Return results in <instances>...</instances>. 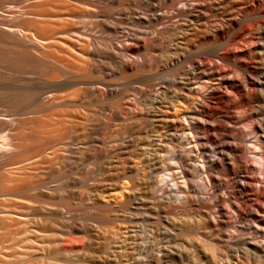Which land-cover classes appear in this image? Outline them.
Listing matches in <instances>:
<instances>
[{
  "label": "rangeland",
  "instance_id": "obj_1",
  "mask_svg": "<svg viewBox=\"0 0 264 264\" xmlns=\"http://www.w3.org/2000/svg\"><path fill=\"white\" fill-rule=\"evenodd\" d=\"M261 1L264 4V0L253 2V6L246 9L247 13L244 8L236 9L237 12L235 10L232 12L230 7L223 10L225 5H221L223 8L219 6L218 11L222 10L221 14L216 11L210 12L211 21L208 24L211 30L210 40L212 39L211 42L209 40L210 45H217L227 38L230 29L224 27L216 33L212 30L214 26L222 23L230 12L235 21L237 20L236 23L243 25L240 26L239 32L250 23L252 28L254 27L251 32V26L244 29H248L245 31L247 35L244 34V30L243 34L237 32L239 35L235 32L236 43L234 42V45L232 43L231 46L235 47L241 41L245 43L244 41L257 40L259 36L261 39H258L257 43H262L259 46L264 49V42H261L264 41V18L261 20L257 16L262 13L260 17H264ZM140 2L141 0L135 2L93 0L91 3H75L70 0H0V264H66L49 259L63 258L58 253L57 243L72 249L75 244L82 241L83 250H73L65 258L73 262L70 264H82L88 257L99 258L102 261L109 258L106 264H228V261L248 264L241 256L235 257L225 244V237L222 238L224 230L210 219L214 209L210 211V204L204 201L210 192L208 198L211 200L213 194L210 187L214 184L209 176L210 172L213 173L215 169L218 171L221 166H210L205 158L201 156L198 158L195 153L187 152V144L183 145L184 141L183 144H176V141L169 139V143L170 141L174 143L172 145L167 141L165 147L152 146L149 142L151 133L161 138L162 129L159 123L151 122L149 117L142 114L143 108L147 110L155 106L154 102L159 95L158 91L147 93L146 88L152 78H155L152 73L158 75L154 82L159 80L158 77L162 78L163 72L156 66L170 56L168 53L174 51L172 49L174 36H168L171 40H168L166 45L158 46L157 51H149L147 47L149 39L140 40L138 44L127 41L128 45L135 46L131 56L142 58L143 54L147 55L154 65L150 71L147 69L121 73L122 71L117 69L120 56L109 46L120 40L124 32H133L135 26L141 28L144 26L145 29L150 22L147 20L141 25L136 23L132 25L134 23L132 22L128 25L123 20L120 22L124 25L119 23L121 31L115 32L112 29V22L115 21L107 20V15L115 11L120 12L128 4V7L140 10L143 6ZM256 2L258 4H255ZM246 16L254 17L252 19ZM254 18L260 23L258 21L255 23ZM244 19L247 22H244ZM5 26L11 30H7ZM248 33H252L250 38L246 37ZM77 34L81 36L77 38ZM240 35L245 36L244 41ZM190 38L191 40L184 37L182 44L178 43L181 48L184 46L183 48L190 49L189 52H194L211 47L207 43L197 45L192 41V37ZM183 40H189L191 48L188 49V42L184 43ZM33 44L39 45L44 55L36 54L37 50L32 47ZM168 44H171L172 48ZM162 53L165 54L164 57ZM261 62L264 64V57ZM261 62L259 61L258 65L256 63L252 65L251 62L247 64L255 66V70L260 72ZM90 69L93 70L92 74ZM257 72L252 76L261 78L262 72L260 74ZM145 75H151V78ZM141 78L147 80L143 81ZM98 79L101 80V84ZM142 83H146V86ZM44 89H53L52 91L61 97L64 106L58 105L44 112H38L33 108L32 94ZM98 89L102 90L101 93ZM225 89L222 91V100L214 101L212 107H209L212 115L208 117V124L211 128L206 124L205 128L208 127L209 131L208 128L205 131L208 133L214 131L215 134L218 133L216 135H220L222 131L228 129L236 131L237 134L242 130L239 135H243L241 136L243 140H248L249 146L259 150L258 144L252 141L264 138V90L249 89L252 93L246 91L244 95L235 89L228 91ZM249 95L254 96L250 98ZM250 105L254 112L250 111ZM114 106H121L123 113L115 114L117 109ZM37 115L40 118H37ZM238 120L239 122H236ZM183 122L187 125L184 133L188 135L189 132L188 138L191 140L193 137L190 135L195 134V123L188 119H184ZM251 137L252 140H249ZM247 142L240 145L248 144ZM144 145L149 149L147 147L143 149ZM175 145H179L178 147L187 153L184 154L182 150L181 154V150ZM239 146L238 149L241 147ZM242 148L244 149V146L241 150ZM207 149L210 150L208 154L214 150L212 146H207ZM252 149L247 150H250L249 158L252 165L250 172H253L249 182L257 188L256 183L252 181H264L258 173L262 169V160L258 158V151ZM174 153L176 155H173ZM142 154L147 155V159H140L145 158ZM182 155H185V159H182L184 158ZM186 155L193 157L188 158ZM133 159L137 164L142 162L138 166H145L143 167L145 169L150 167L148 178H151L145 179L146 183L143 181V185L130 184L128 179H125L122 190L127 192L128 187H131V191L141 193L143 203L136 204L128 191L121 207L110 205L107 210L100 211V204L108 203L101 197L102 190L107 192L103 189L106 183L102 181L109 182L112 177L106 176H110L108 175L110 172L129 163L134 164L131 161ZM196 159L199 161L201 159L202 162L199 163H204L201 171L195 168L198 162ZM143 162L144 164L147 162V165H143ZM149 162L152 166L148 165ZM216 170L215 176L218 173L220 176L224 175L223 169L219 172ZM149 171H153V175ZM220 176H216L219 181L224 178ZM205 177L207 179L210 177L208 182ZM63 203L68 204L66 210L58 207ZM203 207L209 211L203 212ZM59 211H62L66 218L60 219L57 216ZM68 220L72 227L68 226ZM215 225H218L219 230L215 229L218 228ZM232 225L228 228V233L231 241L236 243L235 239L241 237L242 232ZM259 255L255 263L264 264V255Z\"/></svg>",
  "mask_w": 264,
  "mask_h": 264
},
{
  "label": "bare ground",
  "instance_id": "obj_2",
  "mask_svg": "<svg viewBox=\"0 0 264 264\" xmlns=\"http://www.w3.org/2000/svg\"><path fill=\"white\" fill-rule=\"evenodd\" d=\"M70 1H72V2L74 1L75 3H77V2L91 3L93 0H70ZM133 1L135 2V0H133ZM255 1H260V0H146V1L141 0L143 6L140 10L128 7L129 6V4H128V6L126 5L127 7H124V9H122L120 12L117 13L115 11V12L108 13V15H107V20L109 19L111 21H113V20L115 21V22H112V24H113L112 29L115 32L120 30L121 24L119 25V23H122L123 20H125L126 24L128 23V25H129V23H132V22H134L132 25H135V23L141 25L142 22L144 23V21H147V20H148L147 21L148 23L150 22V24H148V26L145 23V25H146L145 29L143 28L144 26L142 27L143 29L140 26L139 27L135 26L134 31L131 30L133 32H130V33L128 31H127L128 33L124 32L123 37L121 39L119 38L121 35L118 36V38L120 40H116V42H114V44L112 42L113 45L109 46L110 49H112V51L116 55L120 56L119 68L117 67V69L118 70L120 69L122 72L121 71H119V72H121V73H123L125 71L140 72V71H144L147 69H148L147 71H150V68L152 67V65H154V64H152V62H150L149 58H147V55L143 54L142 58L131 56L130 54H131L132 50L134 49L133 47H135V46L128 45L129 43L127 44V41H130V42L132 41L131 43L138 44L140 40L147 41L149 39V41H147V42H149V44L147 43L149 45V46H147V47H149V51H157L156 49L158 46L166 45L165 43H168V40H171L168 38V36H170V35L174 36V38L172 37V39H174V41H175V42H172L173 48L171 47V44H168V45H170L169 47L174 50V51H172L174 53L171 52L172 55H171V53H168V54H170V56H167L166 58H164V60L161 61V63H159V65L157 64V66H156L157 68H159L163 72L162 78L158 77L159 80L157 79L158 81L154 82L156 80L155 79L156 76H158V75L155 76L152 72H150V73H152V75L155 78H152L151 83L149 82L150 84L147 85L148 88H146L147 93H150L152 91H155L157 93V91H158L159 95H158V98H156V100L154 102L155 106H153V107L150 106L151 108L147 109V110L145 108H143L142 114H145L147 117H149L151 122L153 121L155 123H159L161 126V129H162V131H161L162 134L160 135L161 138H158L159 137L158 135L151 133L150 138H149V140H150L149 142H151L152 146L153 145H157V146L159 145L161 147H165L167 144L166 142L168 141V143H169V139L176 141L175 142L176 144H183L182 141H184L183 145L187 144V148H186L187 152L195 153V156H198V158H200L199 156L205 158L204 160H206L210 166L211 165L212 166L220 165L222 167V168L220 167L218 171L215 169L217 172H219L223 169L222 172H224V175L220 176L221 174L218 173V175L220 177H224L222 179H220V177H219L220 181L217 180L216 176H218V175L215 176L216 172H214L215 171L214 169H213L214 170L213 173L210 172L211 174L209 175L211 177V180H213L212 182L214 184L212 187H210V189L212 188L211 190H212L213 194H212V197L210 200L209 196H210L211 192L209 193V191H208L209 189H208L206 192L209 193V196H208L209 198L207 197V200H204V201H206V202L207 201L209 202V200L212 201L211 203L212 204L214 203L213 206L210 202L209 203L207 202V204H210V206H211L210 211L212 208L214 209V211H212V213L210 212L211 216L208 213H207V215H209L211 217L210 218L208 216L211 219V221L214 222V224H218L224 230L223 231L224 236L222 238L224 239V237H225L224 242H226L225 244H227L228 247L231 249L233 255L235 257L241 256L242 258L245 259V262H247L248 264H256L255 262L258 261V255L259 254L264 255V184H263L264 181L261 182L262 180L259 179L261 181H257L258 185H257V182H254L255 180L252 181L253 183H256L255 186H257V188L254 187V185L250 184V182H249V180L252 177L251 173L253 174V172H250L251 167H252V165L250 164L251 161L249 158L250 157V154H249L250 150L249 151H247V150L252 149L253 146L252 147L249 146V143L247 142L248 140L247 141L243 140V138H242L243 135H241L242 137L239 135V133L242 132V130H240L237 134V133H235L236 132L235 130H234L235 132H233V130L230 131L231 129L230 130L228 129L226 131H222L220 133V135H216L218 133L215 134L214 131L208 133L205 131V129L210 127L208 124V117L210 118L209 115H212V113L210 114L209 107L210 106L212 107V104L214 101L216 102L217 100L221 99L222 91L224 92L223 88H226L227 91L235 89V90H238V92H240L242 94L246 93V91H249V89H254V91H255V89L261 88V90L262 89L264 90V67H263L264 64H262L263 62H261L263 57H264L263 56L264 55V49L261 46H259L260 43L259 44L257 43L259 36H257L258 37L257 40H253L251 42L249 40V42L248 41L246 42L243 40V37H245V36L240 35L241 39L245 43H243L242 41L241 42L238 41L239 43H237L235 45V47L231 46L232 43H233L232 45H234L236 43V37L235 36L237 34L239 35V33L243 34L242 31L244 29L250 27L252 25L251 23H250L251 25L249 24L248 27L246 26L248 24L247 23L245 25L246 28H244V29L242 28L243 30H241V32H239L241 27H243V25L242 26L240 24L238 25L236 23L237 20L235 21V17L231 16V14H229L230 13L229 12L228 15H226V19H223L222 23H220L219 25L214 26L213 30H212V32L216 33L219 30L221 31L224 27H226V29H228V30L230 29L229 33H227V38L224 40L222 39L223 40L222 42H220L214 46H211L209 43V40L211 37V30L209 29V25H208L209 22L211 21V19H210L211 15L209 14L210 12L216 11V13L221 14L222 10L218 11L219 6L225 5L224 8H223V6H221L223 8V10H225L226 7H230L231 11L235 12L236 9L239 10V9L244 8V11H246V13H247L248 10H246V9H250L251 6H253L252 3ZM255 4H258V3L256 2ZM261 4L264 8V4L262 3V1H261ZM260 8H261V6H260ZM229 9H227V10H229ZM254 10H256V9H254ZM254 10H251V11L253 12ZM261 10H262V8H261ZM256 12H258V11H256ZM259 12H261V11H259ZM260 15H262V13L258 14L257 16H258V18H261V20H262L264 17L263 16L260 17ZM248 16H250L249 13H248ZM248 16H246V17H248ZM257 16L255 18H257ZM239 17H240V15H239ZM239 17H238V20H239ZM252 17H254V16H252ZM252 17H248V18H252ZM240 18H242V17H240ZM255 18H254V21H255ZM245 20L246 19H244V22H247ZM120 21H122V22H120ZM242 21L243 20H241V23H242ZM256 21L259 22V20H257V19H256ZM256 21H255V23H256ZM249 22H251V21H249ZM263 22H264V19H263ZM263 22H262V24H263ZM212 23L213 22H211V24ZM252 23H253V21H252ZM236 24L238 26H236ZM122 25H124V24L122 23ZM253 26H255V25H253ZM5 28H7V27L5 26ZM253 28L251 26L250 32ZM132 29H133V27H132ZM7 30H11V28H7ZM236 30H238V31H236ZM247 30L243 31L244 34H246L245 31H247ZM171 31H173V32H171ZM235 32L236 33L239 32V33L234 35ZM215 33H213V34H215ZM222 34H221V36H223ZM251 34H249L246 37L250 38ZM79 36H81V34H77V38H79ZM184 37H187V38L189 37L190 40H191L190 37H192V41L194 43H196L197 45L207 43L211 47L208 49H203V50H198V51L196 50L194 52H189V50H190L189 48H191V46H189V44H190L189 40H188L189 42L187 40L186 41L183 40L184 43L188 42L189 47L187 46V44H184V45H186V47H188L189 50H187L186 48H183L184 47L183 45H182L183 46L182 48L179 45V44H182V39ZM252 37L254 38L256 36H252ZM118 38L116 37V39H118ZM247 38H244V39H247ZM239 39H237V40H239ZM211 41H212V39L210 40V42ZM261 42H264V41H261ZM142 45H143V43H142ZM32 47L35 50H37L36 54L39 53L40 55H44L43 52L40 50L39 45L36 46L33 44ZM169 50H167V52L171 51V50L170 51ZM135 51H137V50H135ZM160 51L161 50H159V52ZM148 53H150V52H148ZM164 55L165 54H163V57H164ZM151 60H152V57H151ZM155 60H158V59H155ZM155 60H153V61H155ZM257 61L258 62L260 61L261 63H259V64H262V66L259 68L261 70L260 72H257L255 70V66H252L253 64L255 65V63L257 64L258 63ZM159 62H160V60H159ZM247 62L248 63L251 62V64L252 63L253 64L248 65ZM64 66H66V65H64ZM63 67H61V68H63ZM68 67H69V65H68ZM68 67H66L67 70H68ZM156 67H155V69H156ZM100 69H101V67H100ZM100 69H99V71L102 70V69L101 70ZM117 69H116V71H117ZM152 69H151V71L155 70V69L154 70H152ZM78 70H79V68H78ZM81 71L83 72V70H81ZM89 71L92 74L93 70L91 71V69H90ZM155 71H157V70H155ZM255 72H257L259 74L262 72L261 73L262 77L260 78L259 76L256 75L257 77L254 78L255 75L252 76V74H256ZM126 73H128V72H126ZM158 73H160V72H158ZM94 74H96V73H94ZM141 74H142V72H141ZM131 75H130V77H131ZM159 75L161 76V74H159ZM96 76H97V74H96ZM127 76H128V74H127ZM150 76L147 75L146 77L151 78ZM145 78H143V79L141 78V79L143 81H145V80H147ZM69 79H71V78H69ZM98 81H99V79H98ZM69 82H70V80H69ZM138 82H140V81H138ZM75 83L77 84L78 82H75ZM100 84H101V82H100ZM102 84H103V82H102ZM142 84H145V86H146V83H142ZM105 86L106 85H104V87ZM140 87L141 86H139V90H140ZM143 87H144V85H143ZM52 90L53 89H51V90L50 89H47V90L44 89L42 91H39V92L36 91L35 93H33L31 96V101L33 102V108H35L38 112H44L48 108L52 109L53 107L58 106V105L64 106V104H62L61 97L56 95V93H54ZM98 90L101 93L102 90H100V89H98ZM141 90H142V88H141ZM107 91H108V89H107ZM94 93H95V91H94ZM147 93H145V94H147ZM251 93L249 91V94H251ZM252 96H254V95H251V97L249 95L250 98H252ZM149 100H151V99H149ZM248 103L249 102H247V106H248ZM239 104H240V102H239ZM243 104H244V102H243ZM181 105H184V106L181 107ZM145 106L146 105H144V107ZM247 106H246V108H247ZM115 108L117 109L116 111L113 110V111H115V114L118 115L122 112L121 106H117ZM250 109H251V105H250ZM250 111L254 112V110H252V109ZM115 114H113V116ZM48 116L50 117V113L48 114ZM240 117L242 118L243 116H240ZM245 117H247V116H245ZM37 118H40L39 115H37ZM184 119H188L189 121L195 123V130H194L195 134H194V136L190 135L191 138L193 137L192 138L193 140L192 139L190 140L188 138V136L190 134L189 132H188V135L184 133V131L187 129V125L183 122ZM230 122L228 123V125L230 124ZM236 122H239V120ZM209 123H210V120H209ZM206 124H208L207 128H205ZM231 124H232V122H231ZM232 125H234V124H232ZM235 129L237 130V128H235ZM256 129H257V127H256ZM212 130H213V128H212ZM208 131H209V128H208ZM190 132H191V130H190ZM146 135H148V134H146ZM259 135H261V134H259ZM254 137H256V136H254ZM257 137H258V135H257ZM249 140H252V137ZM244 142L245 143L247 142L248 144H243L244 149L242 148L243 150H241V147H243V146H241L240 144H242ZM252 142L253 143L256 142L258 144V145L257 144L256 145L260 147L259 150H257L258 148L257 149L253 148L252 150L255 149L256 151H258V153H257V155L259 156L258 158H260V160H262V162H261V164H262L261 168L262 169H261V172L259 171L258 173H259V175H261L260 177H262L264 180V164H263L264 163V138H262V140H258V138H257L256 140H253ZM170 143L173 145L174 142L172 143L170 141ZM178 146L175 145V147H178ZM207 146L213 147L214 150L213 151L211 150L212 153L208 154V152L210 150L207 149ZM238 146L240 147L239 149H238ZM145 147H147V146L144 145L143 149ZM254 147H256V146H254ZM178 148H179V150H181L180 153L183 154L182 153L183 149H181L180 147H178ZM147 149H149V147H147ZM173 149H174V147H173ZM176 150H178V149H176ZM187 152L184 151V154ZM251 152H253V151H251ZM148 153H149V151H148ZM150 153L154 154L153 152H150ZM142 155H141V157H143L145 155V153L143 156ZM173 155H176V154L174 153ZM191 155H193V154H191ZM191 155H188V156H190V157L194 156V155L193 156H191ZM146 156H144L145 158H140V159H147ZM188 156L186 155V157H188ZM183 157L184 158H182V159H185V155ZM137 158H139V157H137ZM153 158H152V160H153ZM179 158H180V156H179ZM182 159H181V161H182ZM173 160H175V158ZM179 160H177V162H176L177 164L179 163L178 162ZM193 160L195 161V158H193ZM196 160L198 162H197V164H195L196 165L195 168L197 169V171H201L203 168L202 164H204V163H202V164L199 163L201 161V159H200V161H199V159H196ZM131 161H133L134 164L136 163V165L129 163L128 165L122 166L120 169H114L113 172H110L108 174L110 176H106V177H112L111 180L109 182H107V181L105 182V180L102 181L103 183H106L105 184L106 187L104 186L103 189H106L107 192H103V190H102L101 197L105 198L106 201H108V203H105V205L100 204V211L107 210L106 208H109L110 205L120 206L124 202V199L127 198V195L125 193H127L128 191H129V194L131 195L130 198H132L136 204L141 205V203H143L141 193H139L137 191H131L130 190L131 187H128L127 192H123V190H122L123 185L125 183L124 182L125 179H128V182L130 184L141 185L145 179L149 180L151 178V177L148 178V176L150 175V174H148V170L150 167L148 169H145V168H143L145 166H142V165H140L142 167L138 166L141 161L140 162L138 161L139 162L138 164H137V162H135L136 160L134 161V159ZM147 162H145V164L143 162V165H147L146 164ZM184 162H185V160H184ZM189 162L191 163L192 161L189 160ZM181 163H183V162H181ZM141 164H142V162H141ZM148 165H150V162ZM157 165H158V163H157ZM190 165H192V164H190ZM209 165H208V167L210 168ZM150 166H152V164ZM183 166H185V165H183ZM154 167H155V165H154ZM175 167H178V169L179 168L181 169V167H179V166H175ZM195 168L193 170H195ZM154 169L156 170V168H154ZM254 169L252 168V170H254ZM152 170H153V167H152ZM187 170H188V168H187ZM150 172L151 171H149V173ZM153 173H152V175H153ZM255 175H256V170H255ZM193 176H195V175H193ZM210 177L208 179H210ZM184 178H187V177H184ZM190 178H192V177H190ZM208 179L206 178V181ZM256 179H258V178H256ZM144 182L146 183V181H144ZM203 182H205V180ZM214 182H216V183H214ZM189 185L190 184H188V186ZM210 185H212V183ZM190 186H189V188H191ZM117 188H118V190H117ZM207 188H209V187H207ZM197 190H196V193H198ZM199 191H201V190H199ZM207 204H206V206H207ZM67 205H68L67 203H63L61 205L59 204L58 207H59V209H65L66 210L68 208ZM202 209H204V207ZM206 210H207V212L209 211L208 208ZM206 210L204 209L203 212H205ZM57 216L60 219L66 218V216L62 213V211L57 212ZM207 220H208V218H207ZM69 222L70 221L68 220V222H67L68 226L72 227L71 225H69ZM214 224H213V226H214ZM231 224H233L232 226H235L239 230V232L240 231L242 232V236L240 235L241 237H238L235 239L237 242L235 243L233 241L234 245L237 243L239 245L234 246L233 242L231 241L230 234L228 233V230H229L228 228L231 226ZM218 225H215V227L216 226L218 227ZM215 229L219 230V227L215 228ZM257 237L260 239H257ZM57 245H58V249H59L58 253L61 255V257L63 256V258L57 259L56 257L55 258L49 257V259L56 262V263L60 262V263L70 264L73 262L68 261L65 258L73 250L78 249V250L82 251L83 247H84L83 246L84 241L80 242L79 244H75L72 249L71 248L70 249L65 248L64 245L62 243H59V242L57 243ZM229 253H227V254H229ZM233 255H232V257H233ZM231 259H233V258H231ZM108 261H109V258H105V260L102 261L99 258L91 259L88 257L87 260L82 264H106ZM235 262L228 261L227 263L228 264H235ZM237 262H239V259Z\"/></svg>",
  "mask_w": 264,
  "mask_h": 264
}]
</instances>
